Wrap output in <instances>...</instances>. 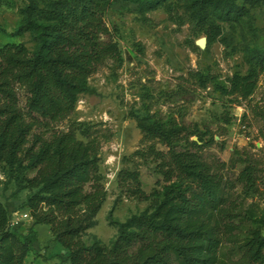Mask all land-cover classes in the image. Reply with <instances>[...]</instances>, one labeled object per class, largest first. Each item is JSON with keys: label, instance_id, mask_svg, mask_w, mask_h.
Listing matches in <instances>:
<instances>
[{"label": "trees", "instance_id": "obj_1", "mask_svg": "<svg viewBox=\"0 0 264 264\" xmlns=\"http://www.w3.org/2000/svg\"><path fill=\"white\" fill-rule=\"evenodd\" d=\"M163 1L145 0L142 6L151 11ZM112 4L27 0L14 36L33 34L34 50L23 44L0 45V167L14 182L15 195L26 192L15 211L0 202V264H25L31 234L41 225L69 251L68 264H264L259 163L245 155L242 170L227 177L225 163L209 162L202 153L214 138L205 141L208 133L172 116L131 114L143 147L123 159L133 165L119 172L118 182L129 197L150 202V210L131 225L117 223V236L108 247L83 239L107 197L100 143L85 124L46 134L72 116L99 67L121 62L118 42L106 22ZM211 4L213 0L196 3L199 22L208 23L204 11ZM247 54V72L235 73L227 85L200 72L189 76L198 79L200 89L212 86L222 99L239 105L254 94L264 74V47L248 49ZM149 162L156 164L163 185L147 194L139 167ZM29 171L34 175L28 176ZM17 211L31 216L27 234L16 233L23 224L10 227Z\"/></svg>", "mask_w": 264, "mask_h": 264}, {"label": "rangeland", "instance_id": "obj_2", "mask_svg": "<svg viewBox=\"0 0 264 264\" xmlns=\"http://www.w3.org/2000/svg\"><path fill=\"white\" fill-rule=\"evenodd\" d=\"M143 1L113 0L106 22L115 34L122 60L99 67L72 116L46 134L49 137L52 132L85 124L100 143V172L107 197L83 239L97 240L106 247L117 236V223L131 225L151 208L150 202L137 201L119 187V172L133 165L123 159L143 147L131 114L181 118L190 129L208 133L205 141L211 137L214 143L202 153L209 162L225 163L223 172L229 178L242 170L245 155L256 159L262 170L259 184L264 198V74L254 94L239 105L222 99L212 86L200 89L198 79L189 76L200 72L227 85L235 73L247 72V50L264 47V0H213L204 11L208 23L199 22L194 14L196 3L203 0H164L151 11L144 10ZM26 5L27 0H0V45L23 44L34 50L33 34L14 36ZM203 37L208 41L205 50L195 44ZM24 104L20 93V105ZM155 165L149 162L139 167L147 194L163 185ZM15 190L0 167V202L11 211L21 206L26 195H15ZM31 224L24 223L16 233L27 234ZM31 237L32 250L25 264H68L69 251L54 241L48 226L35 227Z\"/></svg>", "mask_w": 264, "mask_h": 264}, {"label": "built area", "instance_id": "obj_3", "mask_svg": "<svg viewBox=\"0 0 264 264\" xmlns=\"http://www.w3.org/2000/svg\"><path fill=\"white\" fill-rule=\"evenodd\" d=\"M31 216L28 213L14 212L10 221L11 228H18L26 222H30Z\"/></svg>", "mask_w": 264, "mask_h": 264}, {"label": "water", "instance_id": "obj_4", "mask_svg": "<svg viewBox=\"0 0 264 264\" xmlns=\"http://www.w3.org/2000/svg\"><path fill=\"white\" fill-rule=\"evenodd\" d=\"M207 43H208L207 38L203 37V38L198 39V40L196 41L195 44H196V46H197L199 49H201V50H205L206 47H207ZM195 140H196V139H195Z\"/></svg>", "mask_w": 264, "mask_h": 264}]
</instances>
